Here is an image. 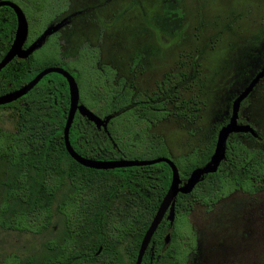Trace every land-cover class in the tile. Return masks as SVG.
Segmentation results:
<instances>
[{"label": "trees", "instance_id": "16d2710c", "mask_svg": "<svg viewBox=\"0 0 264 264\" xmlns=\"http://www.w3.org/2000/svg\"><path fill=\"white\" fill-rule=\"evenodd\" d=\"M17 60L0 72V94L7 92V83L18 88L46 68H39L34 56ZM49 78L53 82H47ZM179 81L178 74H166L158 89L165 94ZM92 93L99 118H112L104 132L75 115L69 140L79 155L93 160L127 159L141 148L168 158L160 138L150 134L141 144L140 136L146 126L169 115L167 103L173 102L178 109L174 116L184 115L181 108L187 102L177 103L176 91L158 101L134 94L120 80L106 97ZM22 100L26 104L0 106V110L10 111L14 122L12 131L0 127V227L20 233H48L56 213L61 226L37 252L11 256L0 264H134L141 240L170 185L168 165L98 171L73 161L63 139L68 89L58 75L44 78ZM195 102L194 98L188 101L191 105ZM227 123L228 119L215 128L202 149L173 161L181 182L209 162L217 134ZM257 135L228 137L218 171L204 176L190 194L177 196L173 223L166 217L162 220L141 264H186L189 250L181 244L182 226L194 203L209 207L233 191L248 195L264 191V136ZM167 235L170 242L163 250Z\"/></svg>", "mask_w": 264, "mask_h": 264}, {"label": "rangeland", "instance_id": "374dc122", "mask_svg": "<svg viewBox=\"0 0 264 264\" xmlns=\"http://www.w3.org/2000/svg\"><path fill=\"white\" fill-rule=\"evenodd\" d=\"M10 1L27 16L30 32L45 28L63 4L66 9L70 5L64 0H30L42 6L34 24L31 5ZM74 8L77 30L67 36L77 58L68 69L76 72L79 103L99 117L92 92L106 97L120 80L134 94L158 101L176 91V102H187L181 108L184 115L174 116L178 109L167 103L169 115L146 126L140 136L141 144L150 134L160 138L174 162L202 149L215 128L230 119L233 101L264 65V0H74ZM66 24L61 21L45 31L55 28L65 35L73 30L64 28ZM54 41L50 38L34 53L39 68L57 64ZM61 48L69 57L71 46L65 42ZM171 73L180 81L163 94L158 85ZM190 98L196 100L192 105ZM243 101L238 124L242 121L264 136V77ZM9 113L0 110V127L12 131ZM156 158L161 156L138 148L122 160ZM59 216L56 213L48 233L0 227V261L37 252L60 229ZM182 233V247L189 250L186 264H264V191H233L209 207L194 203Z\"/></svg>", "mask_w": 264, "mask_h": 264}, {"label": "water", "instance_id": "95a60500", "mask_svg": "<svg viewBox=\"0 0 264 264\" xmlns=\"http://www.w3.org/2000/svg\"><path fill=\"white\" fill-rule=\"evenodd\" d=\"M0 6L10 7L14 11L17 19L14 40L7 53L0 60V72H1V70H3L14 58L26 59L35 50L39 49L42 46L45 38L50 34H52L55 31V28L46 30L38 40H36L30 47L24 50L23 45L27 39V34H28V26L24 14L22 13L21 9L14 3L0 2ZM51 73L62 76L66 80L68 85L69 107H68L65 125L63 128V139H64L65 150L73 161H75L77 164H79L84 168L98 170V171H108V170L131 168V167H144L159 163H165L170 168L171 171L170 185L141 240L137 258L134 264L142 263L144 254L148 249V247L150 246L151 239L155 231L157 230L158 226L162 222V220L166 217V220L170 224L173 223L174 207L177 196L179 194L182 195L190 194L193 191V189L196 187V185L203 180L204 176L208 174H214L218 171L221 162L225 158V145L228 137L231 136L232 134H239V133H248L253 137H256L255 131L250 126L238 124L237 117H238V110L242 101L250 94V92L253 90V88L259 82V80L264 77V65L261 72L254 77V79L250 82V84L246 87V89L233 101L231 107L230 119L228 120V123L225 126H223L217 134L214 152L209 162L203 167L196 168L195 170H193L189 175V177L184 182H181L178 169L174 164V162L169 158L161 157L149 161H136V160L128 161L122 159L103 161V160H93L89 158H84L73 149L69 140V131L72 126L75 115L76 114L80 115L81 117L85 118L88 122H91L97 129H103L104 132H107V124L108 121L112 118V116L101 119L92 112H90L87 108L82 106L79 103V91L76 81L65 70L61 68H47L42 70L32 80H30L27 84H25L21 88L14 90L10 93H7L6 95L0 96V106L11 104L16 100H18L19 98L25 96L40 82V80L43 77ZM169 242H170V237L169 235H167L164 239L163 250H165L168 247Z\"/></svg>", "mask_w": 264, "mask_h": 264}, {"label": "flooded vegetation", "instance_id": "af4514ba", "mask_svg": "<svg viewBox=\"0 0 264 264\" xmlns=\"http://www.w3.org/2000/svg\"><path fill=\"white\" fill-rule=\"evenodd\" d=\"M65 2H70V5H69V8L66 9L65 6H67V4H63V6L61 7V9H58L57 10V13L56 15L53 17L52 20H50L47 25L45 26V28H43L42 30H34L32 32H30V26L28 24V19L26 18L27 16H25L24 12H22L25 16V19L27 21V26H28V34H27V39L23 45V49L26 50L28 47H30L36 40H38L42 34L45 32V29L47 27H49L50 25L52 24H55V23H58V22H61V21H64L66 22V26L64 28H67L69 26H73V30L71 29L70 30V33H65V35L63 34H60L61 32H54L52 34H50L49 36H47L42 44L45 45L49 40L50 38L54 37V44L56 46V49H57V55H56V61H57V64H53L52 66H49V67H46L44 69H47V68H61L63 70H65L66 72H68L74 79V75L73 73H76L75 70L72 68L71 70L68 69V67H71L72 64H74V61L76 60L77 58V52H75V49L73 47V43H70L69 41V36H71L72 34H74L75 30H77V25H75V23L77 22L76 21V18L78 16V13H77V10L74 8V0H64ZM0 2H11L10 0H0ZM72 2V3H71ZM13 3V2H11ZM24 3L25 5L29 6L31 5V12H32V16L30 18V20L32 21V23H36L37 22V19H36V15H38L39 12L42 11V6H37V4H32L30 0H24ZM15 4V3H14ZM16 5V4H15ZM18 6V5H17ZM73 6V7H72ZM19 7V6H18ZM20 8V7H19ZM21 9V8H20ZM22 11V10H21ZM35 14H34V13ZM33 17V18H32ZM29 20V21H30ZM34 20V22H33ZM55 21V22H54ZM15 25V28L13 31H10L9 28L13 27ZM16 25H17V19H16V15L14 13V11L8 7V6H0V54L2 55V58L4 57V55L7 53V51L9 50L13 40H14V35H15V30H16ZM76 26V27H75ZM65 42L71 46V52H70V56L69 57H66L64 54H62V46L65 45ZM9 44V46L7 47V49L5 50V47ZM41 46V47H42ZM38 50V49H37ZM36 52V50L30 55L28 56L26 59H20L21 61H25V60H28L30 57H33L34 56V53ZM1 58V59H2ZM18 58H14L10 63L14 62V60L16 62H19L17 60ZM34 60H36L34 58ZM9 63V64H10ZM70 65V66H69ZM8 66V65H7ZM6 66V67H7ZM5 67V68H6ZM43 69V70H44ZM2 71V70H1ZM42 71V70H41ZM40 71V72H41ZM38 72V73H40ZM37 73V74H38ZM36 74V75H37ZM50 75H58V74H54V73H51L49 75H46L45 77H43L40 82L44 79V78H47L48 76ZM60 76V75H58ZM35 77V76H34ZM61 78H63L62 76H60ZM33 79V78H32ZM53 78H49L47 80V82H53ZM63 80L65 81L66 85H67V82L66 80L63 78ZM2 82V81H1ZM29 82V81H28ZM27 82V83H28ZM39 82V83H40ZM25 83V84H27ZM38 83V84H39ZM25 84H23L22 86H24ZM37 84V85H38ZM36 85V86H37ZM22 86H19L18 88H15L13 89L12 87V84L11 83H7L6 84V89L7 92L3 93V94H0V96H3V95H6L7 93H10L14 90H17L19 88H21ZM67 89H68V85H67ZM28 94V93H27ZM26 94V95H27ZM25 95V96H26ZM24 97V96H23ZM19 98L18 100L15 101V103H21V102H24V100H22V98ZM14 103V102H13ZM55 105H57L56 101L54 102ZM69 104V103H68ZM68 112V110H67Z\"/></svg>", "mask_w": 264, "mask_h": 264}]
</instances>
